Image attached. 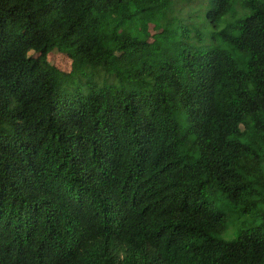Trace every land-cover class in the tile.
Segmentation results:
<instances>
[{
	"label": "trees",
	"instance_id": "obj_1",
	"mask_svg": "<svg viewBox=\"0 0 264 264\" xmlns=\"http://www.w3.org/2000/svg\"><path fill=\"white\" fill-rule=\"evenodd\" d=\"M0 264H264V0H0Z\"/></svg>",
	"mask_w": 264,
	"mask_h": 264
},
{
	"label": "rangeland",
	"instance_id": "obj_2",
	"mask_svg": "<svg viewBox=\"0 0 264 264\" xmlns=\"http://www.w3.org/2000/svg\"><path fill=\"white\" fill-rule=\"evenodd\" d=\"M148 31H149L148 34L153 33L152 28ZM48 60L53 64L57 65L60 69L69 70L70 59L65 54H63V52L60 53L59 51L54 50V53H52L48 57Z\"/></svg>",
	"mask_w": 264,
	"mask_h": 264
}]
</instances>
